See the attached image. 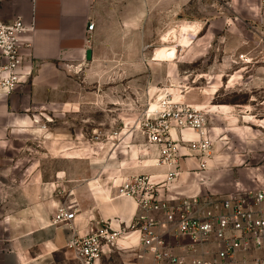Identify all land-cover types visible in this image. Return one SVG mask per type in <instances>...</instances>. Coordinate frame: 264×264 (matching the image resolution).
<instances>
[{"label":"rangeland","instance_id":"obj_1","mask_svg":"<svg viewBox=\"0 0 264 264\" xmlns=\"http://www.w3.org/2000/svg\"><path fill=\"white\" fill-rule=\"evenodd\" d=\"M93 1L101 25L99 59L69 74L68 100L64 103L69 105H54L46 112L51 113L52 122L38 124L37 130H51L68 138V150L48 157L71 154L88 160L101 156L94 144L100 150L111 144L116 149L124 138L111 140L108 131L130 130L128 123L132 125L165 92H172L184 95L187 101L208 102L205 109H199L206 112L212 138L209 167L227 151L228 157L240 162L226 170L248 172L254 168L264 182V0ZM187 25L198 26V35L178 48L173 61H156V49L171 44L164 37ZM225 107L232 113L227 118L209 112ZM119 117L127 119L122 122ZM43 139H19L33 141L30 146L36 150H21L17 177L25 178L35 171L33 163H47L41 148ZM244 156L249 160L241 161ZM216 167L219 172L217 163ZM207 178L199 182L202 191ZM251 181L240 173L228 182L233 186L225 196L234 191L237 182L246 186ZM104 259L106 264H122L116 253L106 254Z\"/></svg>","mask_w":264,"mask_h":264},{"label":"crops","instance_id":"obj_2","mask_svg":"<svg viewBox=\"0 0 264 264\" xmlns=\"http://www.w3.org/2000/svg\"><path fill=\"white\" fill-rule=\"evenodd\" d=\"M93 2L0 0L2 21L11 23L21 18L29 28L22 36V41L26 55L24 70L31 72L27 84L11 94L0 95V264H81L68 249L73 232L81 236L94 233L102 228V222H109L114 229L118 228V220L129 224L137 213V205L133 199L118 197V188L133 176L146 174L159 180L166 174L164 168L155 167L160 154L159 147L147 145L138 132L128 134L123 129L119 138L123 137L124 141L116 149L111 144L106 146V150L103 149L105 147L100 150L94 144V149L97 148L98 153H101L96 159H81L71 154L50 159L49 154H61L68 150V138L62 133L36 129L42 121L52 122L51 113L47 111L57 105H69L64 104L68 100L69 74L89 63L85 58L86 51L92 50L90 62L99 59L97 41L101 25L99 11ZM90 21L95 24V28L88 35ZM198 33L199 30L194 35L184 32L180 38L181 44L176 42L177 37L173 32L163 40L170 41L171 44L167 45H175L178 52V48L185 46L187 40L192 41ZM164 46L156 49L155 60L173 61L176 56L171 60L158 58ZM175 97L176 100L197 107L204 106V109L208 106L206 100L199 103L197 100L187 101L182 94H175ZM209 112H219L227 118L231 110L226 107L213 108ZM119 118L117 120L122 122L127 119ZM114 131L118 130L113 128L107 135L111 137ZM37 132L42 135H36ZM38 137L44 138L41 141L44 147L41 148L45 150L47 163H43L44 167L40 163H33L35 171L29 173L28 177H17L21 150H36L30 146L34 144L33 141L27 143L19 139ZM184 137L191 140L197 138L189 132H185ZM53 140H56L55 143ZM243 149V153H247ZM227 155V151H223L214 166L209 167L208 163V180L204 181L206 187H203L202 193L214 194L218 198L226 197L225 194L233 186L228 182L240 173L262 180L254 168L248 172L226 170L240 162V159ZM246 158L249 160L248 156H244L241 161ZM29 159L33 160V156H29ZM195 160L181 161V180L196 183L199 162ZM222 166H225V170ZM191 192H200V188L192 186ZM63 203L75 209V217L69 223L53 225L52 219ZM136 243L135 233L118 241L120 247ZM258 254L259 251L254 253ZM105 256L95 264H106ZM127 256L118 255V259L122 264H128Z\"/></svg>","mask_w":264,"mask_h":264},{"label":"built area","instance_id":"obj_3","mask_svg":"<svg viewBox=\"0 0 264 264\" xmlns=\"http://www.w3.org/2000/svg\"><path fill=\"white\" fill-rule=\"evenodd\" d=\"M94 28L90 21L87 34ZM27 31L21 18L11 23L0 19V95L15 92L31 78V72L24 70L22 36ZM207 122L204 110L165 92L155 110L150 105L132 125L128 123V134L138 132L147 145L159 147L155 167L164 168L166 174L159 180L142 174L125 181L118 197L133 199L137 213L129 224L118 220L116 229L102 222L94 233L73 232L68 249L77 261L95 264L106 254L116 253L128 255V264H264V182L258 178L246 186L237 182L224 198L201 189L191 192L192 186L199 188V182L207 178L212 140ZM185 132L197 138L186 139ZM118 136L114 131L111 140ZM193 158L199 162L195 184L180 176L181 161ZM75 214L72 206L63 203L52 223H69ZM131 233L137 235V243L120 247L118 241Z\"/></svg>","mask_w":264,"mask_h":264},{"label":"bare ground","instance_id":"obj_4","mask_svg":"<svg viewBox=\"0 0 264 264\" xmlns=\"http://www.w3.org/2000/svg\"><path fill=\"white\" fill-rule=\"evenodd\" d=\"M199 30L198 26H194V27H189L187 26H182L178 32H173L174 35L177 37V43L181 44L182 42L180 41V38L182 37L184 32H188L192 35L196 34ZM196 36V35H195ZM177 53V48L175 47V45H167L162 47V49H160L159 53H158V58L160 60H171L176 56ZM172 93V92H171ZM174 96V95H173ZM162 97V96H161ZM161 97L159 98V100L161 99ZM174 98L176 99V97L174 96ZM155 106V108H152V110H155L158 107V101H156V103H154L152 105V107ZM197 108H202V107H197Z\"/></svg>","mask_w":264,"mask_h":264},{"label":"water","instance_id":"obj_5","mask_svg":"<svg viewBox=\"0 0 264 264\" xmlns=\"http://www.w3.org/2000/svg\"><path fill=\"white\" fill-rule=\"evenodd\" d=\"M85 58L88 62H90L92 60V50L91 49H88L86 51V55H85Z\"/></svg>","mask_w":264,"mask_h":264}]
</instances>
